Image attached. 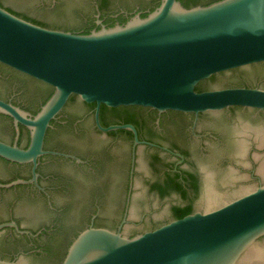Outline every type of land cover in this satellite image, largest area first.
<instances>
[{"label":"water","instance_id":"1","mask_svg":"<svg viewBox=\"0 0 264 264\" xmlns=\"http://www.w3.org/2000/svg\"><path fill=\"white\" fill-rule=\"evenodd\" d=\"M0 264H264V0H0Z\"/></svg>","mask_w":264,"mask_h":264}]
</instances>
